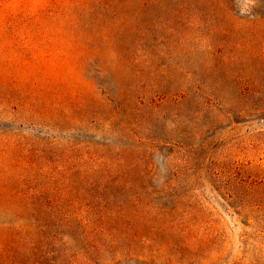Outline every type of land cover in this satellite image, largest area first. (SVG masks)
<instances>
[{
    "label": "trees",
    "instance_id": "1",
    "mask_svg": "<svg viewBox=\"0 0 264 264\" xmlns=\"http://www.w3.org/2000/svg\"><path fill=\"white\" fill-rule=\"evenodd\" d=\"M242 2L0 0V65L20 45L37 66L23 81L31 90L0 92V264H96L145 254L149 242L189 244L194 223L177 185L200 161L236 213L264 204L225 195L231 175L244 174L239 185L264 180V166L232 160L264 144V132L220 149L209 138L264 115L249 99L261 88L251 76L243 86L235 56L264 39V0ZM19 119L68 135L8 128Z\"/></svg>",
    "mask_w": 264,
    "mask_h": 264
},
{
    "label": "rangeland",
    "instance_id": "2",
    "mask_svg": "<svg viewBox=\"0 0 264 264\" xmlns=\"http://www.w3.org/2000/svg\"><path fill=\"white\" fill-rule=\"evenodd\" d=\"M242 1L243 4L249 2V0ZM21 41H18L19 44ZM250 41V46L241 47L235 53V56L240 59L237 66L242 75L243 86L251 84L250 78H252L261 88L258 94H250L249 99L257 104H264V39L247 40L244 43H250ZM9 43L14 45V41ZM17 47L20 45L7 51L6 58H10L9 63L0 65V92L10 91L19 96L20 92L31 90L32 87L24 86L23 81H32V75L37 70V66L26 62L23 53L19 52ZM45 56L44 53L41 54L42 60H45ZM22 62L28 67L25 72L21 69ZM19 120L16 124H8V128L31 134L34 138L68 135L63 129L53 130L47 126L39 127V125L34 126L26 122L22 124V120ZM171 125V121L168 120L162 129L168 130ZM162 129L156 132L165 141L166 136ZM259 132H264V115L251 117L238 123L227 122L216 132L209 134V138L213 141L211 147L220 149L228 144H237L244 137ZM95 141H100V139H95ZM154 159L164 174L162 164L165 158L161 153H157ZM232 160L235 166L240 167L249 162H253V165L264 166V144L257 147L250 146L247 150L237 149ZM190 167L178 180L177 185L181 196L179 203L181 214H192L194 228L190 243L178 242L169 245L167 250H163L157 244L149 242L145 245L148 250L145 254H135L131 255L130 259H125L123 256L127 257L128 253L121 252L116 257H108L103 261L95 260L96 264H264V204L253 208L249 215H240L216 191L210 171L202 165L201 161ZM237 171L239 170H235L232 166L231 174ZM243 175L241 172L239 175H231L232 179L228 181L230 189L225 195L228 198L229 196L242 198L253 193L257 198L264 199V180L258 179V183L251 186L239 185ZM162 182L163 180L155 185L161 187ZM250 187L255 188V191L250 192ZM186 196V199L183 198ZM167 201L169 204H175L173 200L168 199ZM163 202L166 200H159L158 203ZM148 235L151 238V231ZM167 244L166 242L161 243L162 246Z\"/></svg>",
    "mask_w": 264,
    "mask_h": 264
}]
</instances>
